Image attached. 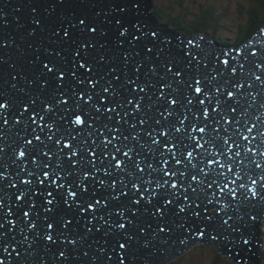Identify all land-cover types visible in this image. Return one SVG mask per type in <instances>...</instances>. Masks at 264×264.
I'll list each match as a JSON object with an SVG mask.
<instances>
[{"label": "water", "instance_id": "1", "mask_svg": "<svg viewBox=\"0 0 264 264\" xmlns=\"http://www.w3.org/2000/svg\"><path fill=\"white\" fill-rule=\"evenodd\" d=\"M75 17L86 19L98 29L95 34L73 31L75 39L92 41L94 47L88 50L87 59L95 69L92 78L99 80L91 92L93 100L87 101V95L83 97L79 101L80 109L75 108L77 98L72 96L71 89L88 91L92 85L75 83L68 74L75 45L52 35L53 29L62 22L72 20L75 23ZM36 19L41 21L39 25L33 23ZM116 20L129 30L126 35L130 40L131 35H139L140 40L122 43L119 32L123 29L115 23ZM263 28L264 25L243 43L222 45L201 33L184 34L162 24L153 10V0H0V45H3L0 46V96L4 98L0 102L10 105L6 110L0 109L8 120L7 125L0 124V224L4 225L0 229V260L4 264H118V257L122 256L124 264H166L193 245L205 243L217 246L218 253L235 263L262 264L264 200L259 198L260 194L252 198L248 189H259V184L252 185L249 177L259 180L264 175V155L258 154L264 153V135H261L264 133V94L261 93L264 90ZM152 31L157 33L159 40L152 38L149 42L142 34ZM239 46L242 47L235 48ZM146 48H153L154 54L147 55ZM54 51H60L61 56H54ZM125 52L130 56L128 63L124 62ZM157 52L161 54L156 55ZM189 53L191 65L185 59ZM223 59H229L238 71L231 72L220 63ZM49 60L65 69L61 88L68 99L67 105L54 104L52 113L42 109L46 102L53 103L57 98V82L50 79L47 86H40L42 62ZM138 65L141 66L139 72L136 71ZM168 67L173 71L180 68L182 76L174 77L167 71ZM252 70L254 73L250 74ZM78 75L84 78L83 70H79ZM116 76L120 77L118 81ZM255 76L261 79L257 80ZM137 77V84L145 89L143 93L136 85L127 83L129 78ZM193 77L201 80V87L207 90L208 95L201 96L206 101L204 105H199L195 99L192 105L186 103L187 98L194 96V86L192 89L188 87ZM181 80L184 82L179 83ZM109 82V92L103 93L104 99H100L98 94ZM255 85L260 87L259 93ZM132 88L136 91L132 92ZM113 90L118 95H113ZM160 92L168 95L169 100L178 99V104L167 105L162 99L158 102ZM228 92L233 95L228 96ZM140 96L145 98L141 101V108L134 112L135 100L132 105L126 100L139 99ZM34 99L37 103L33 106L31 101ZM97 103L103 105L98 116L93 108ZM25 104L30 109L35 107L40 115L45 116V121L31 124L30 112L20 117ZM119 104L124 107H117ZM106 107H116L121 116L127 111V123L116 113L105 112ZM205 107L210 113L207 120L199 112ZM165 108L172 113L167 120L160 115ZM66 109L91 117L90 126L70 125L67 118L74 119V116ZM109 116L112 119H108ZM184 116L187 120L181 126L179 120ZM17 118H20L19 123L15 122ZM141 119L146 122L140 124ZM158 119L160 125L155 123ZM44 123L51 124L52 130L45 128L41 131L38 125ZM193 124H207V131L193 133ZM105 125L120 129L117 133L120 139L113 144L122 148V152L116 154L124 161L122 168L109 167L113 146L104 149L101 143L105 136L111 138ZM173 125L182 127V131H171L170 137L157 138L167 141L170 146L172 143L177 145L171 151L181 158L180 164L174 163L169 149L153 145L147 135L153 129L156 130L154 135L170 131ZM253 125L255 128L249 133L247 129ZM53 133V140H48ZM37 135L41 137L40 141L35 139ZM188 135L195 136L204 147H193L194 142L187 139ZM70 136L76 137L72 143L77 152H83L82 162L72 165L68 162L67 149L60 152V145L54 143L58 137L64 138L62 143L68 142ZM124 136L128 139L124 140ZM244 136H249V140H244ZM26 140H32V144L26 145ZM93 140L96 142V157H91L87 151ZM184 145H188L186 150ZM21 148L26 149L25 158L19 157ZM129 150L130 158L124 157L123 152ZM187 151L194 152L191 163L185 158ZM237 151L239 157L235 156ZM105 152L108 155H100ZM75 159L81 157L78 155ZM89 159L95 160L94 167L89 164ZM165 159L167 164L163 163ZM209 159L219 163L209 164ZM136 164L144 171L141 172ZM148 164L152 168H148ZM256 164L261 167L257 168ZM105 169L110 175L105 174ZM173 170L177 172L176 177L163 174ZM44 171L49 177H44ZM193 175L196 180L191 179ZM53 180L56 183H52ZM165 180L169 183L165 184ZM234 180L235 184L232 183ZM112 181H115L114 185ZM172 182L177 183L176 189L171 188ZM241 183L246 185L245 189L238 187ZM224 184H228V189L221 192ZM229 189L236 191L235 197L230 195ZM69 191H76L77 197L67 196ZM48 192L53 195L48 196ZM185 195L188 200L184 199ZM65 198L68 204L64 203ZM47 200H53V203L48 204ZM96 200L101 203L95 208L79 210L88 203L95 204ZM137 200H140L139 204L135 203ZM167 200L172 203L166 204ZM157 207H163V216L153 214ZM181 207L185 208L184 212L179 211ZM46 208L51 211L46 212ZM194 211L200 215L194 216ZM23 212H28L29 216L25 217ZM252 216L257 219L253 221ZM66 221L72 223L65 227ZM49 223L53 228L47 227ZM116 223H125L126 228L109 230V224ZM161 227L165 229L163 232L159 231ZM201 231L202 236L198 235ZM48 233L56 238L54 244L46 239ZM245 239L249 244L243 243ZM117 240L121 243L127 240L126 251L115 248ZM5 247L12 255L2 251ZM101 247L104 252L99 251ZM60 251L65 252V257H59Z\"/></svg>", "mask_w": 264, "mask_h": 264}, {"label": "snow or ice", "instance_id": "2", "mask_svg": "<svg viewBox=\"0 0 264 264\" xmlns=\"http://www.w3.org/2000/svg\"><path fill=\"white\" fill-rule=\"evenodd\" d=\"M33 11H35V9H33ZM33 23L36 24V25H39L41 23V21L39 19H36V20L33 21ZM115 23L118 24L120 26V28L123 29V31L119 32V36L122 39V43L123 42H127V43L130 44L132 40H136V41L140 40V36L139 35H131V34H129V35H131V40H130L128 35H126V33H128L129 30L127 28H124L123 24H121L119 20H116ZM75 30H79V32L81 34H84V33L95 34L98 31V29L95 26H93L91 23L86 21V19L80 18V17H75V23H73L72 20H67V21L62 22L57 28L53 29L52 35L57 37L62 42L64 40H67L72 45H75V51H74L73 60H72V64H71V70L68 72V74L75 80V83L77 85H84V84L92 85V89L88 90V91L81 90V91L77 92L75 90V88L71 89L72 96L77 98V103L75 105V108L76 109H80L81 105H80L79 101L81 99H83V97H85L87 95V101H92L93 100V96H92L91 92L94 91V89L97 86V84H99V80L92 78L91 74L93 73V71L95 69L92 67V65L89 63V60L87 59L88 54H89L88 50L90 48H93L94 45H93L91 40H87V39L77 40V39H75L73 37V31H75ZM142 34L149 39V42H151L152 38H155V39L159 40V37H158V35H157V33L155 31H152L150 33H142ZM189 43H191V41H189ZM0 46H3V45H0ZM161 52H162V50H161ZM146 53H147V55L151 56V55L154 54V49L153 48H146ZM52 54L54 56H56V57H60L61 56V52L60 51H54ZM155 54L156 55H160L161 53L157 52ZM135 55H139V53H135ZM221 55L227 56L229 54L228 53H221ZM123 58H124V62L128 63V61L130 59V56H129V54L127 52H125L123 54ZM37 59H39V57H37ZM100 59L103 60V57H101ZM185 59H186V62L189 65L192 64L191 53H189L188 56ZM233 59H234V57H233ZM220 63L225 65L227 68H229L231 70V72H233V73H236L238 71V69L236 67H233V65H232V63L230 62L229 59H223V60L220 61ZM140 67H141L140 65H138L136 67V71L137 72L140 71ZM242 68H243V65H241V69ZM79 70H83L84 78H81V76L78 75V71ZM112 71L115 72L116 69L113 68ZM152 71L154 72L155 69L153 68ZM167 71L172 73V75L174 77H181L182 76V70L180 68H178V67L176 68L175 71H173L172 67H168ZM65 76H66V72H65V69L63 68V66H57V64L55 62H53L52 60H49L46 63L42 62V76L40 78V86L42 88L47 86L49 84V80L52 79V80H55L57 82V89H58V91L56 93L57 98L54 100L53 103H47L46 102L45 103V107L42 109V111L47 112V113H52V112L55 111L54 106H53L54 104L55 105H60V104L67 105L68 104V99L65 98L66 93L61 88V86L64 83ZM13 79H15V77H13ZM115 79L118 81L120 79V77L116 76ZM138 79H139V77H137V79L129 78L127 83L129 85H136L139 88V92L143 93L145 89H144L143 86H139L137 84ZM256 79L260 80L261 77L257 76ZM183 82H184L183 80L179 81V83H183ZM30 83H34V82L30 81ZM201 83H202L201 80L196 79L194 77L192 78V83L189 84L188 87L190 89H192L193 86H194V96L193 97H189V98L186 99L187 105H192L193 104V99H195L196 102L199 105H204L205 104L206 101H205V99H201V96L202 95L207 96L208 93H207L206 89H203L201 87ZM165 86L169 87V88L171 87V85H165ZM13 87H15V85H13ZM110 87H111V82H109L108 86H105V87H103L101 89V93L98 94L100 99H104L102 94L103 93H108L109 90H110ZM131 91L135 92L136 88H132ZM217 91H219V89H217ZM113 95H118V93H116L113 90ZM227 95L228 96H232L233 93L232 92H228ZM144 98H145L144 96H140L139 99H135V98L127 99L126 103L128 105H132L134 103V100H135L133 111L136 112V111H138L141 108V101ZM2 99H4V98L2 96H0V100H2ZM161 99L167 105H176L179 102L178 99H176V98H173V99L169 100L168 95H166L164 92H160V95L157 97V101L159 102ZM36 103H37V100H35V99L31 101V104L33 106L36 105ZM208 103L210 104L211 101L209 100ZM86 106H87V103L85 102V107ZM9 107H10L9 103L0 102V109H5L6 110ZM101 107H103V105H100L99 103L93 104V108H94L95 112L97 113V116L100 113ZM117 107H121L122 108V107H124V105L123 104H119V105H117ZM66 110L71 112V116H74V119H71V117L67 118V122L70 125H86V126H90V125H88V121L90 119H92L91 117L84 116V115H79L73 109H66ZM188 110L191 111V108H189ZM104 111L108 112V113H116V116L121 117V119L124 120L125 123H127V120L125 119L129 115V113L127 111H125L123 113V116H121L120 112H117L116 107H106V108H104ZM212 111L215 112L216 109H212ZM232 111H235V109H232ZM26 112H30L28 119L31 122V124H33V125L37 124V121H45V116L40 115V113L37 111V109L35 107H32L30 109L29 106L27 104H25L23 112L20 113V117H23L24 113H26ZM165 112H167V116H165ZM199 112H200V115H202L205 118V120L210 118L209 109L207 107L200 109ZM160 115L165 120H167L168 116H171L172 113L168 112L167 108H165V111L161 112ZM193 115L197 119H199V116H197L196 113H193ZM62 119H65V118L62 117ZM108 119H112V117L109 116ZM185 120H187V116H184L183 119L179 120V124L181 126H183ZM15 122L19 123L20 122V118H17ZM145 122L146 121L143 120V119H141L139 121L140 124H144ZM155 123L157 125H160L161 121L158 119V120L155 121ZM0 124H3V125H7L8 124V120L4 116L3 113H0ZM38 126L41 128V131H43L45 128H47L49 131L52 130V125L48 124V123H44V124L38 125ZM132 127L135 128V125H132ZM104 128L108 131V133L110 134L111 138H109L108 136H105L104 139L101 141V143H102L104 149H107L109 145L113 146V152L110 154L111 155V161L109 162V167L122 168L124 161H122L116 155L117 153H121L122 152V148L120 146H117V145L113 144V141H118L120 139V136L117 135V133L120 132V129L118 127L117 128H108L107 125H105ZM207 128H208L207 124H205V126H198V125L193 124L191 126V132H193V133L199 132V133L203 134V133H205L207 131ZM254 128H255V125H253L252 127L248 128L247 131L249 133H251ZM70 130H75V129H70ZM56 131H59V129H57ZM155 131L156 130L153 129L152 131L147 132V135L151 138V143L153 145H161L162 148L169 149V152L171 154V157H172L174 163L175 164H180L182 162L181 158H177L176 153L171 151V149L172 148H176L177 145L175 143H172L171 146H170L167 141H161L157 137H165V136H169L170 137V132L171 131L179 133V132L182 131V127H175L173 125V126H171L170 131H160V132L156 133V135H154ZM184 131L187 132V129H184ZM54 135H55V133H53V135H49L47 137L48 140H53V136ZM89 135H91V132L89 133ZM261 135H264V133H261ZM200 138L202 139L203 137H200ZM35 139L37 141H40L41 137L39 135H37V136H35ZM63 139H64L63 137H58V138L55 139L54 143L57 144V145H60V152H64L65 149H67L66 155L68 157L69 164L72 165V164H76V163L82 162V160H83V152H79L78 153L76 148H75V146H74V144L72 143V142H74L76 140V137L75 136H70L68 138V142L62 143ZM123 139L127 140L128 137L124 136ZM187 139L194 142L193 143V147H195V148H203L204 147V145H202V144L197 142V138L195 136L188 135ZM243 139L247 141V140H249V136H244ZM25 143H26V145H31L32 144V140H26ZM85 143H87V141H85ZM225 143H227V141H225ZM95 144H96V142L93 140L92 141V146H90L87 149V151H89L91 153V157H96L97 156V152L95 151ZM125 147H126V145H125ZM183 147L186 150L188 148V145H184ZM0 151H2V149H0ZM130 151L131 150L124 151L123 152V156L127 157V158H130ZM253 151H255V149H253ZM26 154H27L26 153V149L25 148H21V150L19 151V157L20 158H25ZM258 154L264 155V153H258ZM44 155L47 156V155H49V153H44ZM78 155L81 157L80 160L75 159ZM100 155H102V156L103 155H108V153L105 152V153H101ZM161 155H163V152H161ZM181 155H183V154H181ZM212 155L215 156L216 154L213 153ZM193 156H194V152L193 151H187V156L185 158L188 159L189 163H191V159L193 158ZM235 156L239 157L240 156V152L239 151L235 152ZM88 162H89V164H92L93 167L95 166V160L94 159H89ZM163 163L167 164L168 161L165 159V160H163ZM208 163L209 164H217V163H219V161H217L215 159H209ZM147 166H148V168H152L151 164H148ZM220 166L224 167L225 165H220ZM44 167L47 168L48 165H44ZM136 167L139 168V164H136ZM192 167H196V166L192 165ZM256 167L260 168L261 165L260 164H256ZM139 170L141 172L144 171L143 168H139ZM228 170H229V172L232 171V168H231L230 164L228 165ZM97 171H99V169H97ZM154 171H155V169H154ZM200 171L203 172L204 169H200ZM87 174L88 173H85V175H87ZM105 174L106 175H110V173L108 172L107 169H105ZM163 174L165 176H171V177H176L177 176V172L174 171V170L173 171H164ZM43 175H44V177H49V173L47 171H44ZM180 175H183V173H180ZM191 179L192 180H196L197 177L195 175H193L191 177ZM249 179L251 180V184L252 185L259 184V189L255 188V187L248 189V191L251 193V197L252 198H257L258 194H260L259 198L261 200H264V175L260 176L259 180L252 179L251 177H249ZM51 182L52 183H56V181H54V180L51 181ZM25 183H31V181H25ZM41 183H44V181H41ZM100 183L103 184V180H101ZM164 183L168 184L169 182L167 180H165ZM232 183L235 184L236 181L234 180V181H232ZM112 184L114 185L115 181H112ZM157 186L158 187L161 186L159 184V182L157 183ZM57 187H63V185H57ZM69 187H71V185ZM135 187H136V185L133 184V188H135ZM208 187L211 188L212 184L209 183ZM238 187L241 188V189H245L246 185L244 183H241V184H239ZM171 188L176 189L177 188V183L176 182H172L171 183ZM226 189H228V184H224L223 187L220 188V191L224 192ZM192 191L195 192L196 189L193 188ZM229 192H230V195L232 197H235L236 194H237L235 190H230L229 189ZM47 195L48 196H52L53 193L52 192H48ZM21 196H23V193H21ZM67 196L75 198V197H77V192L76 191H69L67 193ZM19 198L20 197H17V199H19ZM245 198H247V197H245ZM184 199L188 200L189 197L187 195H185ZM47 203L48 204H52L53 200H47ZM64 203L68 204V199L67 198H65ZM100 203H101L100 200H96L95 204L88 203L86 205V207H81L79 210L80 211H86L87 209L95 208V206L99 205ZM135 203L139 204L140 200L135 201ZM165 203L170 205L172 203V201L171 200H167ZM69 207H71V205H69ZM45 211L46 212L47 211H51V209L46 208ZM163 211H164L163 207H157L153 214L155 215L156 213H160V215L163 216ZM179 211L180 212H184L185 208L181 207L179 209ZM23 215L25 217H27V216H29V213L28 212H23ZM193 215L198 217L200 215V213L194 211ZM100 219H103V217H100ZM256 219H257L256 216H252V220L253 221H255ZM131 222L132 221H128V223H131ZM71 223H72L71 221H66L65 222V227H68ZM105 223L108 224L109 222L105 221ZM224 223L227 224V221H224ZM3 227H4V225L0 224V229H3ZM47 227L48 228H53V224L49 223L47 225ZM112 228L125 229L126 228V224L125 223L109 224V230H111ZM164 230L165 229L163 227H161L159 229L160 232H163ZM237 230L238 229H233V231H237ZM89 231H91V229H89ZM198 235L202 236V235H204V233L201 231V232H198ZM46 239L48 241L52 242L53 244L56 242V238H54V236L51 233L46 234ZM127 239L130 240L131 237H128ZM213 239H215V237H213ZM70 243L74 244L75 241H70ZM182 243H183V241H182ZM243 243L245 245H247V244H249V241L247 239H245L243 241ZM126 244H127V240L124 243H121L119 240H117L115 248L116 249H122V250L126 251ZM2 251L4 253H6L7 255H9V256L12 255V253L6 247L3 248ZM99 251L100 252H104L105 250H104L103 247H101L99 249ZM19 255H20V253L17 252L16 256L19 257ZM84 255L87 256L88 253L85 252ZM59 257H65V252L64 251H60L59 252ZM107 258L109 260H111V256H108ZM0 264H4V261L0 260ZM118 264H124V258L122 256L118 257Z\"/></svg>", "mask_w": 264, "mask_h": 264}, {"label": "trees", "instance_id": "3", "mask_svg": "<svg viewBox=\"0 0 264 264\" xmlns=\"http://www.w3.org/2000/svg\"><path fill=\"white\" fill-rule=\"evenodd\" d=\"M154 2L155 0L153 1V10L161 22L174 29H181L184 34L213 32L210 36L224 44L242 43L264 23V0H221L219 2L216 0L213 3L202 0L194 9H191L185 0L184 2L183 0ZM228 4L233 7H229ZM229 9L241 22L237 23L235 37L232 40L227 39L225 42V37L224 39L220 37L222 32L220 23L228 16ZM262 254L264 256L263 252ZM168 264L173 263L169 262ZM211 264H217L216 260Z\"/></svg>", "mask_w": 264, "mask_h": 264}, {"label": "rangeland", "instance_id": "4", "mask_svg": "<svg viewBox=\"0 0 264 264\" xmlns=\"http://www.w3.org/2000/svg\"><path fill=\"white\" fill-rule=\"evenodd\" d=\"M158 1L159 0H155V2H158ZM199 1H202V0H185V3L188 4L191 9H194L197 6ZM206 1H208L209 3L216 2V0H206ZM219 1L221 0H217V2ZM228 5L229 7H233L231 4H228ZM238 22H241V21L232 12V10L229 9V13H228V16H226L225 21L224 19H222L221 21L222 32H221L220 37L222 39H224L225 37V40L227 39L232 40L235 37V31H236ZM179 31L184 33V31H182L181 29ZM212 34L213 32H209V31H206V33H203V35H206V36H210ZM229 36L230 38H228ZM261 236L263 238V244H262L260 251L264 253V232L261 234ZM214 260H216L217 264H232V263L238 264V263H235L230 258L218 253L217 246L207 245L205 243H197L193 245L191 248L187 249L185 252L176 256L174 259H172L169 262H172L173 264H211V263H214ZM223 260H226V261L224 262ZM263 263H264V260H262V264ZM239 264H243V263H239Z\"/></svg>", "mask_w": 264, "mask_h": 264}, {"label": "clouds", "instance_id": "5", "mask_svg": "<svg viewBox=\"0 0 264 264\" xmlns=\"http://www.w3.org/2000/svg\"><path fill=\"white\" fill-rule=\"evenodd\" d=\"M159 22H161V21H159ZM161 23H162V24H165V23H163V22H161ZM165 25H167V26L171 27V26H170V25H168V24H165ZM171 28H173V27H171ZM178 30H180V29H178ZM201 34H203V33H201ZM208 37H209L210 39L214 40L215 42L219 43V42H218V41H216V40H215V39H214L212 36H208ZM249 37H251V36H249ZM249 37H248V38H249ZM248 38H247V39H248ZM247 39H246V40H247ZM225 42H226V40H225ZM243 42H244V41H243ZM243 42H242V43H243ZM219 44H222V45H227V43H226V44H224L223 42H222V43H219ZM229 45H231V44H229ZM263 257H264V256H263Z\"/></svg>", "mask_w": 264, "mask_h": 264}, {"label": "bare ground", "instance_id": "6", "mask_svg": "<svg viewBox=\"0 0 264 264\" xmlns=\"http://www.w3.org/2000/svg\"><path fill=\"white\" fill-rule=\"evenodd\" d=\"M223 11V10H222ZM228 19V18H227ZM224 21H225V19H224ZM221 24V23H220ZM228 38H230V36L228 37ZM227 45H229V44H227ZM231 45H237V44H231ZM248 262H249V260H248ZM250 264H252V262L250 263Z\"/></svg>", "mask_w": 264, "mask_h": 264}]
</instances>
